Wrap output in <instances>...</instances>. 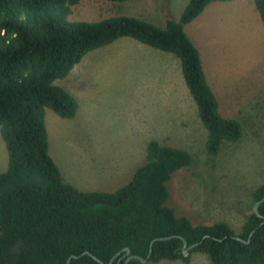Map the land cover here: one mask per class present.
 I'll use <instances>...</instances> for the list:
<instances>
[{"label":"trees","instance_id":"obj_1","mask_svg":"<svg viewBox=\"0 0 264 264\" xmlns=\"http://www.w3.org/2000/svg\"><path fill=\"white\" fill-rule=\"evenodd\" d=\"M125 2L128 0H108ZM214 1L190 0L180 20L159 26L120 14L97 21L71 20L80 0H0V129L8 169L0 172V264H105L126 247L148 261L189 260L195 251L212 264H264V201L240 232L223 221L194 224L168 204V182L194 155L157 140L132 180L113 191L80 190L65 181L50 153L46 108L63 118L77 114L76 99L56 81L90 51L123 37L176 55L186 85L208 130L206 148L217 156L239 141L244 125L226 117L204 69L200 50L185 30ZM264 24V0H254ZM255 202L264 197L258 186ZM188 245L199 243L184 254ZM85 253V254H83ZM124 253V252H123ZM123 253L113 264H125ZM127 264H142L132 259Z\"/></svg>","mask_w":264,"mask_h":264},{"label":"rangeland","instance_id":"obj_2","mask_svg":"<svg viewBox=\"0 0 264 264\" xmlns=\"http://www.w3.org/2000/svg\"><path fill=\"white\" fill-rule=\"evenodd\" d=\"M189 1L80 0L67 17L97 21L126 14L165 26L168 16L180 20ZM185 30L200 50L221 113L244 125L239 141L224 143L217 156L209 154L208 130L180 59L161 50L153 55L146 49L152 46L123 37L88 52L56 81L76 99L78 110L74 118H63L46 108L50 153L66 182L80 190L113 192L146 162L151 140L184 148L195 161L168 182V204L194 224L223 221L240 232L254 210L253 192L264 184V24L254 0H225L210 3ZM8 165L0 129V172ZM142 264L212 263L195 251L188 261Z\"/></svg>","mask_w":264,"mask_h":264},{"label":"water","instance_id":"obj_3","mask_svg":"<svg viewBox=\"0 0 264 264\" xmlns=\"http://www.w3.org/2000/svg\"><path fill=\"white\" fill-rule=\"evenodd\" d=\"M264 201V197L263 199L257 201L254 205V211L259 215V216H262L260 213H259V205L261 204V202ZM170 238L169 237H158L156 239H154L152 242H151V248H150V252H149V255L147 258H144L142 256H139V255H133L131 254V249L129 247H126L124 248L123 250H121L120 252H118L112 259H111V262L110 264H113L114 263V260L117 256H119L120 254H122L123 252V256L126 257V261H125V264H127L130 260L132 259H139L142 263H145L148 261L152 251H153V244L156 240H164V239H168ZM183 242H184V247H183V252L184 254H188L192 249H194L199 243H195V244H192V245H188V241L183 238ZM85 254V253H83ZM73 257H78L77 255H72L68 260H67V263L66 264H70L71 262V259ZM99 262H101V264H105L102 260H100L98 257L94 256Z\"/></svg>","mask_w":264,"mask_h":264},{"label":"crops","instance_id":"obj_4","mask_svg":"<svg viewBox=\"0 0 264 264\" xmlns=\"http://www.w3.org/2000/svg\"><path fill=\"white\" fill-rule=\"evenodd\" d=\"M146 48V47H145ZM147 50H149V52L151 53V54H153V55H159V54H161L159 51H157V50H160V49H157V48H154V47H147L146 48ZM162 51V50H161ZM165 52V51H164ZM159 53V54H158ZM142 55V54H141ZM144 55H146V53H144ZM160 59H163V56H161L160 55ZM164 58H167L169 61L168 62H166V63H168V64H171L170 63V59H171V57H170V55H167V56H165L164 55ZM175 66L172 68L173 70H174V73L177 75V73H178V71H179V67L177 66V63L175 62ZM180 69H182V68H180ZM178 81L180 80V77L177 79ZM171 83V82H170Z\"/></svg>","mask_w":264,"mask_h":264}]
</instances>
